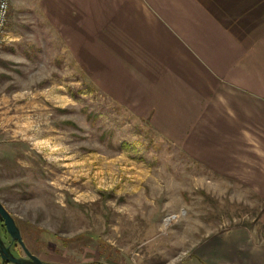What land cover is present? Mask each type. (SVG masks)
Listing matches in <instances>:
<instances>
[{"label":"rangeland","instance_id":"rangeland-1","mask_svg":"<svg viewBox=\"0 0 264 264\" xmlns=\"http://www.w3.org/2000/svg\"><path fill=\"white\" fill-rule=\"evenodd\" d=\"M37 3L11 0L8 31L26 44L11 35L0 56V200L29 251L46 264H198L194 247L229 227L264 239V199L54 69Z\"/></svg>","mask_w":264,"mask_h":264},{"label":"crops","instance_id":"crops-1","mask_svg":"<svg viewBox=\"0 0 264 264\" xmlns=\"http://www.w3.org/2000/svg\"><path fill=\"white\" fill-rule=\"evenodd\" d=\"M37 5L54 37L38 48L51 53L60 75L74 69L89 78L183 153L264 199V0ZM10 35L24 49L25 39ZM194 250L198 264H264V239L247 224Z\"/></svg>","mask_w":264,"mask_h":264},{"label":"water","instance_id":"water-1","mask_svg":"<svg viewBox=\"0 0 264 264\" xmlns=\"http://www.w3.org/2000/svg\"><path fill=\"white\" fill-rule=\"evenodd\" d=\"M1 220L4 222L6 231L9 234L11 241H17L26 254V257L14 256L8 251L10 246L5 247L0 239V255L4 262H11L13 264H46L37 255L31 253L29 249L25 246L20 229L16 224L15 218L0 200V221Z\"/></svg>","mask_w":264,"mask_h":264},{"label":"built area","instance_id":"built-area-1","mask_svg":"<svg viewBox=\"0 0 264 264\" xmlns=\"http://www.w3.org/2000/svg\"><path fill=\"white\" fill-rule=\"evenodd\" d=\"M11 0H0V46L12 41L8 31Z\"/></svg>","mask_w":264,"mask_h":264},{"label":"flooded vegetation","instance_id":"flooded-vegetation-1","mask_svg":"<svg viewBox=\"0 0 264 264\" xmlns=\"http://www.w3.org/2000/svg\"><path fill=\"white\" fill-rule=\"evenodd\" d=\"M5 207L7 208L6 205H5ZM7 210H9V209L7 208ZM9 212H10V210H9ZM16 224H17V221H16ZM17 226H18V224H17ZM0 239H1V241H2V243H3V245L5 247L10 246L9 249H8V251L10 253H12L14 256H16V257H26V254H25V256H23L20 253V250L22 249L21 245L17 241H14V242L11 241V238H10L9 234L7 233V231H6V227H5L4 222L2 220L0 221ZM19 247H20V249H19ZM0 264H12V263L11 262H4L3 259H2V257H1V255H0Z\"/></svg>","mask_w":264,"mask_h":264}]
</instances>
